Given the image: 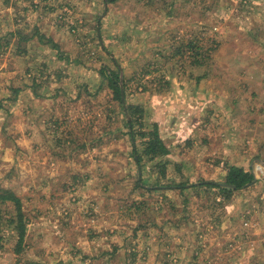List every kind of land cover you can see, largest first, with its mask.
Masks as SVG:
<instances>
[{
    "label": "rangeland",
    "instance_id": "374dc122",
    "mask_svg": "<svg viewBox=\"0 0 264 264\" xmlns=\"http://www.w3.org/2000/svg\"><path fill=\"white\" fill-rule=\"evenodd\" d=\"M4 16L0 190L25 233L0 204V264H264V0H0ZM22 27L38 50L6 36ZM153 123L169 154L136 164ZM230 167L251 183L199 185Z\"/></svg>",
    "mask_w": 264,
    "mask_h": 264
},
{
    "label": "trees",
    "instance_id": "16d2710c",
    "mask_svg": "<svg viewBox=\"0 0 264 264\" xmlns=\"http://www.w3.org/2000/svg\"><path fill=\"white\" fill-rule=\"evenodd\" d=\"M119 0H102L103 4L105 5H112L118 2ZM41 40L44 37H40ZM188 47H190V51L194 49L195 47L191 45V42H189ZM56 47V46H54ZM198 55V54H197ZM193 64L200 65V61L197 57L193 59ZM103 79H106L109 83L110 88L114 92L115 96L119 100V92H120V84H119V78L118 76L113 72L108 71H102L100 72ZM168 83V84H167ZM124 85V84H123ZM169 85V82H166V86ZM128 111V129H129V135L131 136L132 141L135 139L136 134H133L132 129L134 128V124L136 123L137 119L135 118V114H143V110L138 106H127ZM142 132H138V138L140 141H142V150H141V156H138L136 148L133 147V158L136 164H139L141 159L143 157H146L149 161H154L155 159L165 157L169 154L165 144L161 140L159 136L158 127L155 123L152 124L151 127L146 129H140ZM139 130V131H140ZM160 173L163 175L164 166L158 165ZM226 181H225V187H221L216 183L211 182H204L199 185L202 186H210L214 188H218L221 192H227L231 193L233 191H239L247 184H250L253 176L251 173H248L241 168L237 167H230L227 169L226 174ZM234 187V188H231ZM181 189H184L185 185L180 186ZM190 187L195 188L197 187L196 184H191ZM4 203H10L13 205V210L10 211L8 224L14 226V230L17 232L18 235V242H21L23 240V236L25 233V226H24V214L21 209V202L20 199L15 196L14 193H12L9 190H0V204Z\"/></svg>",
    "mask_w": 264,
    "mask_h": 264
},
{
    "label": "crops",
    "instance_id": "0c3cea01",
    "mask_svg": "<svg viewBox=\"0 0 264 264\" xmlns=\"http://www.w3.org/2000/svg\"><path fill=\"white\" fill-rule=\"evenodd\" d=\"M21 6H23L24 8H21L20 10H18V14L22 13V14H26L27 15V18L29 21H31L32 17L35 19L37 18V20H33V25H31V27H36V30H41V27H40V23L43 24V27H44V19L46 18V15L44 14L43 16L41 14H39L38 12L36 11H33L29 8V6L27 4H22ZM8 10V9H7ZM42 13V12H41ZM32 16V17H31ZM5 19L3 20H0V22L2 24H7L8 21H9V17L8 16H4ZM32 22V21H31ZM48 26V25H46ZM26 27H22L20 29H17L15 30L16 32H13V34H6V36H9V37H12L14 36V39H17V41H21L20 42V45L21 43H30V46H27V48L24 47V51H22V54H26L28 53L29 50L31 49H34L35 48L38 50L37 48V41H36V37L37 35H35V33L31 34L29 31V29H27ZM37 32V31H36ZM30 33V34H29ZM34 35V36H33ZM36 36V37H35ZM41 37V36H40ZM39 37V38H40ZM17 48H18V42H17ZM23 47V46H22ZM16 48V49H17ZM20 49H22L20 47Z\"/></svg>",
    "mask_w": 264,
    "mask_h": 264
},
{
    "label": "water",
    "instance_id": "95a60500",
    "mask_svg": "<svg viewBox=\"0 0 264 264\" xmlns=\"http://www.w3.org/2000/svg\"><path fill=\"white\" fill-rule=\"evenodd\" d=\"M120 96H121V100L123 102V100H124V93H123V88L122 87H120ZM220 186L225 187L226 185L225 184H220ZM231 188H234V187L231 186Z\"/></svg>",
    "mask_w": 264,
    "mask_h": 264
},
{
    "label": "built area",
    "instance_id": "2783aa9c",
    "mask_svg": "<svg viewBox=\"0 0 264 264\" xmlns=\"http://www.w3.org/2000/svg\"><path fill=\"white\" fill-rule=\"evenodd\" d=\"M34 2H36L37 0H33Z\"/></svg>",
    "mask_w": 264,
    "mask_h": 264
}]
</instances>
